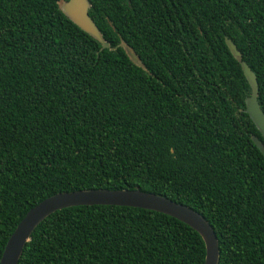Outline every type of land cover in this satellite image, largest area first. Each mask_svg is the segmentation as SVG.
Here are the masks:
<instances>
[{
	"label": "trees",
	"instance_id": "16d2710c",
	"mask_svg": "<svg viewBox=\"0 0 264 264\" xmlns=\"http://www.w3.org/2000/svg\"><path fill=\"white\" fill-rule=\"evenodd\" d=\"M67 0H0V262L43 200L81 190L165 196L203 215L220 264H264V0H89L110 47L61 11ZM125 45L142 66L128 56ZM171 216L131 207L55 212L19 264H204Z\"/></svg>",
	"mask_w": 264,
	"mask_h": 264
},
{
	"label": "water",
	"instance_id": "95a60500",
	"mask_svg": "<svg viewBox=\"0 0 264 264\" xmlns=\"http://www.w3.org/2000/svg\"><path fill=\"white\" fill-rule=\"evenodd\" d=\"M60 9L69 20L84 32L96 38L102 44V49L110 47L109 43L103 39L98 26L90 16L91 4L89 0L61 1ZM226 44L233 57L240 63L252 90L251 95L246 99L245 112L249 115L264 139V112L258 100L259 84L257 77L249 65L243 61L242 54L235 43L231 39H226ZM125 49L130 59L138 66H142V63L133 50L127 45H125ZM253 142L264 155V142L258 137H253ZM80 206L139 208L176 218L194 229L203 238L207 251L204 264H220L219 239L213 226L203 215L165 196L143 192L140 189L81 190L59 193L43 200L29 210L17 225L5 247L0 264H19L24 249L31 240L32 234L42 222L57 211Z\"/></svg>",
	"mask_w": 264,
	"mask_h": 264
}]
</instances>
